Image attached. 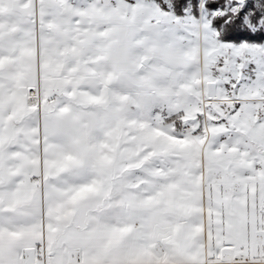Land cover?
Returning <instances> with one entry per match:
<instances>
[{
	"label": "snow or ice",
	"instance_id": "6c2138e0",
	"mask_svg": "<svg viewBox=\"0 0 264 264\" xmlns=\"http://www.w3.org/2000/svg\"><path fill=\"white\" fill-rule=\"evenodd\" d=\"M0 264H264V0H0Z\"/></svg>",
	"mask_w": 264,
	"mask_h": 264
}]
</instances>
